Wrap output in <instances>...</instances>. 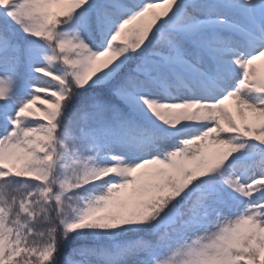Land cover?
Listing matches in <instances>:
<instances>
[{
    "label": "snow or ice",
    "instance_id": "obj_1",
    "mask_svg": "<svg viewBox=\"0 0 264 264\" xmlns=\"http://www.w3.org/2000/svg\"><path fill=\"white\" fill-rule=\"evenodd\" d=\"M0 264H264V0H0Z\"/></svg>",
    "mask_w": 264,
    "mask_h": 264
}]
</instances>
